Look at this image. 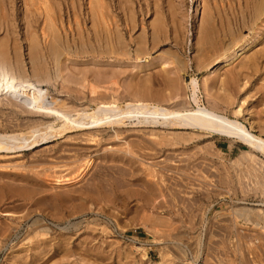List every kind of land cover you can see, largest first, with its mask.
I'll return each instance as SVG.
<instances>
[{
    "label": "rangeland",
    "instance_id": "rangeland-1",
    "mask_svg": "<svg viewBox=\"0 0 264 264\" xmlns=\"http://www.w3.org/2000/svg\"><path fill=\"white\" fill-rule=\"evenodd\" d=\"M87 1L0 0V61L13 65L0 67V133L54 121L40 106L89 111L111 92L119 103L140 95L193 108L194 77L200 105L264 138L256 0H101L105 23ZM51 19L70 49L59 64L41 34ZM243 44L208 74L216 57ZM16 67L30 83L13 79ZM135 122L0 151V165L18 166L0 169V264H264V155L197 130Z\"/></svg>",
    "mask_w": 264,
    "mask_h": 264
},
{
    "label": "bare ground",
    "instance_id": "bare-ground-1",
    "mask_svg": "<svg viewBox=\"0 0 264 264\" xmlns=\"http://www.w3.org/2000/svg\"><path fill=\"white\" fill-rule=\"evenodd\" d=\"M37 1V0H36ZM49 1V0H48ZM27 2V1H26ZM71 2V1H70ZM34 4V3H33ZM42 4V3H40ZM91 10V12H100V16L102 17V22L105 23L104 20V15L101 12L103 10V4L101 0H88L86 3ZM38 5V4H37ZM52 5V4H50ZM42 6V5H41ZM33 7V6H32ZM36 7V6H34ZM40 8V7H37ZM56 8V7H55ZM88 9V8H87ZM262 9H264V0H256L254 6H253V11L257 14L259 13ZM32 10V9H31ZM52 10V8H51ZM50 10V11H51ZM74 10V9H73ZM71 10V11H73ZM86 10V9H85ZM59 12V11H58ZM67 12V11H66ZM57 13V12H56ZM73 13V12H72ZM106 13V12H105ZM112 13V12H111ZM43 15V14H42ZM57 15V14H56ZM75 15V14H74ZM77 15V14H76ZM87 15V14H86ZM109 15V14H108ZM62 16V15H60ZM59 16V17H60ZM255 16V15H254ZM50 17V16H49ZM57 17V18H59ZM107 17V16H105ZM113 18V16H111ZM51 18V17H50ZM204 16V20H205ZM73 19V18H72ZM77 19V18H76ZM96 19V18H95ZM207 19V18H206ZM101 20V19H100ZM209 20V19H208ZM49 21V20H48ZM108 21V19H107ZM112 21V19H111ZM45 22V21H44ZM61 22V21H60ZM77 22V21H76ZM74 23V21H73ZM109 23V22H108ZM96 24V23H95ZM93 24V25H95ZM98 24V23H97ZM79 25V24H78ZM99 25V24H98ZM109 25V24H108ZM205 25V24H204ZM70 26V25H69ZM106 26V24H105ZM41 27V26H40ZM96 27V26H95ZM110 27V26H109ZM54 24V20L51 19L50 23H48L47 26L44 25L41 29V34L42 37H44L43 40L47 42V46L50 50V54L53 56V59L55 60L56 63H60V58L63 56V53L68 52L69 45H62L60 39L58 37V34L56 31H58ZM69 28V27H68ZM71 28V27H70ZM80 28V27H79ZM32 30V29H31ZM63 30V29H62ZM65 30V29H64ZM81 30V29H80ZM96 30V29H95ZM100 30V29H99ZM203 30V29H202ZM30 31V30H29ZM66 31V30H65ZM107 31V28H106ZM110 31V30H109ZM37 32V31H35ZM60 32V30H59ZM40 33V32H39ZM66 33V32H65ZM74 33V32H73ZM89 33V32H88ZM96 33V32H95ZM207 33V32H206ZM28 34V33H27ZM99 34V33H98ZM103 34V33H102ZM110 34V33H109ZM203 34V33H202ZM35 35V34H34ZM208 35V34H207ZM67 36V35H66ZM81 36V35H80ZM108 38L110 37L108 35ZM204 36V35H203ZM201 35V37H203ZM7 37V36H6ZM37 37V36H36ZM62 37V36H61ZM87 37V36H86ZM106 37V36H105ZM104 37V38H105ZM39 38V37H38ZM65 38V37H64ZM88 40L91 41L90 38H87ZM98 39V38H97ZM111 39V38H110ZM205 39V38H204ZM36 40V39H35ZM70 40V39H69ZM81 41V39H79ZM83 40V39H82ZM39 41V40H38ZM65 41V40H64ZM99 41V40H98ZM109 41V40H108ZM244 41V40H243ZM85 43V41H83ZM100 42V41H99ZM112 42V41H111ZM203 42V41H202ZM38 43V42H37ZM66 43V42H65ZM82 43V42H80ZM110 43V42H109ZM73 44V43H72ZM86 44V43H85ZM107 44V43H106ZM9 45V43H8ZM75 45V43H74ZM89 45V44H88ZM92 45V44H91ZM4 46V45H3ZM37 46V44H36ZM41 46V45H40ZM79 46V44H78ZM84 46V45H83ZM94 46V45H92ZM110 46V44H109ZM247 46V44L239 45L235 47L233 50H231L228 54H222L220 57H216V59L209 64L207 71L208 74H212V72L220 67L224 66L226 64H229L231 60L237 59L242 53L243 48ZM1 47V46H0ZM34 47V46H33ZM74 48V46H72ZM80 47V46H79ZM82 47V46H81ZM86 47V46H85ZM112 47V46H111ZM110 47V48H111ZM6 48V47H5ZM36 48V47H34ZM39 48V47H38ZM84 48V47H83ZM8 51V48H6ZM16 49V48H14ZM31 49V47H30ZM33 49V48H32ZM47 49V48H46ZM45 49V51H47ZM76 49V48H75ZM82 49V48H81ZM89 49V48H87ZM96 49V48H95ZM101 49V48H100ZM113 49V48H112ZM36 50V49H35ZM72 50V49H71ZM84 50V49H83ZM91 50V49H90ZM99 50V49H98ZM17 51V50H16ZM40 51V50H39ZM79 51V50H78ZM3 50L0 49V56L3 55ZM43 52V49H42ZM71 52V51H70ZM69 52V53H70ZM111 52V51H109ZM113 52V51H112ZM15 53V52H14ZM38 53V52H37ZM40 53V52H39ZM85 54V53H84ZM105 54V53H104ZM9 55V54H7ZM16 55V54H15ZM31 55V54H30ZM67 55V54H65ZM6 56V55H5ZM38 56V54H37ZM36 56V57H37ZM42 56V55H41ZM18 57V56H17ZM29 57V56H28ZM33 56H31L32 58ZM10 58V57H9ZM35 58V56H34ZM38 58V57H37ZM15 60V58H14ZM32 60V59H31ZM18 61V60H16ZM21 61V60H20ZM10 62V61H9ZM14 62V61H12ZM11 62V63H12ZM8 62H5V58L1 59L0 61V67H5L7 66L8 69ZM10 63V64H11ZM22 63V62H21ZM19 63V64H21ZM18 64V63H17ZM33 64V63H32ZM55 64V63H54ZM16 65V64H15ZM40 65V64H39ZM44 65V64H43ZM13 66V65H12ZM12 66L9 65L10 71H12ZM23 66V64L21 65ZM36 66V65H35ZM58 66V65H57ZM61 66V65H60ZM215 66V68H213ZM12 67V68H11ZM30 68V67H29ZM37 69V67H35ZM18 69V75L13 77V79L19 83V85H25L27 83H30L28 77L26 76V70H21V68L16 67ZM24 69V68H23ZM60 69V68H59ZM32 70V69H31ZM47 70V69H46ZM38 71V70H37ZM55 71V70H54ZM28 75V74H27ZM34 75L37 76L39 75L38 72H34ZM57 75H60L57 74ZM55 75V76H57ZM48 76V75H47ZM49 77V76H48ZM59 77V76H58ZM89 80V79H88ZM42 82V81H40ZM17 83V82H16ZM91 83V82H90ZM9 84V83H8ZM89 84V83H88ZM88 86V85H87ZM188 87L191 92V101L194 102L195 106L193 108H187V109H182V110H176V109H171L169 106L164 107L162 105L150 103L148 100L146 101L144 98L140 97H135L133 99H129L124 101L123 103H119L117 101V97L112 93L109 94L110 98L108 101H98L99 104L97 105L96 108L91 109L88 111L86 107H80L79 109L72 110L73 112L56 108L54 105H44L40 106L36 109V112H38L41 115L53 113L54 114V121L50 122H40L39 124L33 125L30 130L28 131H22V132H8V133H0V151H8L10 153H15L20 152L23 150H29L32 149L33 147L37 145H41L43 143H48L51 142L52 139H55L56 137L59 138V136H67V134L81 130L84 132V130H98V129H104L107 127H120L124 125L128 120H135L137 124H145V125H150V126H155V125H160L162 127H176L179 129H190V130H197L199 132H202L204 135L208 136H220L224 137L226 139H229L231 142H240L242 145H244L248 150L253 151L255 153H260L262 156L264 155V138L259 136L258 134L253 133L248 127H246L243 123H241L238 119L236 118H231L226 116L225 114L218 113L216 110L202 106L198 103L197 99V90H198V82L196 78L192 77L190 79V82L188 84ZM93 88V87H92ZM85 89V88H84ZM133 89V88H132ZM93 90V89H92ZM112 90V89H111ZM30 91V90H29ZM90 91V90H89ZM95 91V88H94ZM105 91V90H104ZM107 91V90H106ZM146 91V90H144ZM143 91V92H144ZM44 92V91H43ZM105 93V92H104ZM25 94H27L25 92ZM29 94V93H28ZM35 94V93H34ZM39 94V93H37ZM24 95V94H23ZM33 95V94H32ZM85 95V94H84ZM91 95V94H90ZM100 95V94H99ZM107 95V94H106ZM18 96V95H17ZM27 96V95H26ZM94 98L96 96L92 95ZM143 96V95H142ZM48 97V96H47ZM17 98V97H16ZM117 98V99H116ZM151 98V97H150ZM27 99V98H26ZM29 99V98H28ZM106 99V98H105ZM81 100V99H80ZM89 100L90 97H89ZM102 100V97H101ZM125 100V98H124ZM25 101V100H24ZM48 101V100H47ZM52 101V100H50ZM46 102V101H45ZM91 102V101H90ZM152 102V101H151ZM43 104V103H41ZM49 104V103H48ZM96 104V103H95ZM26 105V104H25ZM67 105V104H66ZM65 105V106H66ZM69 105V104H68ZM88 105V104H87ZM74 106V104H73ZM77 106V105H76ZM33 107V106H32ZM79 107V106H78ZM34 108V107H33ZM69 108V107H68ZM74 108V107H73ZM76 108V107H75ZM91 108V107H90ZM33 111V109H32ZM17 125V124H16ZM20 125V124H19ZM18 126V125H17ZM22 126H27V125H22ZM159 126V127H160ZM2 127V126H1ZM113 128V127H112ZM4 129V128H3ZM18 129V128H16ZM7 130V129H6ZM78 132V131H77ZM76 132V133H77ZM102 132V130H101ZM153 132V131H152ZM75 134V133H74ZM105 134V133H104ZM73 135V134H72ZM92 133H88L84 135L86 138L84 140H90L91 139ZM63 137V138H64ZM71 137V136H70ZM75 137V136H74ZM99 137V136H98ZM163 137V136H162ZM165 137V136H164ZM184 137V136H183ZM93 138V137H92ZM189 138V137H188ZM61 139V138H60ZM69 139V138H68ZM78 139V138H76ZM70 141H72L70 139ZM167 143V142H166ZM66 144V143H65ZM158 144V143H157ZM67 145V144H66ZM65 145V146H66ZM70 145V144H69ZM75 145V144H72ZM78 146V145H77ZM106 149V148H105ZM144 150V149H143ZM3 153V152H2ZM21 154V153H20ZM54 161V160H53ZM19 162V161H18ZM17 162V163H18ZM86 163V162H85ZM3 164V163H2ZM64 164V163H63ZM83 164V163H82ZM81 164V165H82ZM80 165V164H79ZM80 165V166H81ZM85 165V164H84ZM17 164H11V165H0V169H6L8 168H17ZM81 167H79L80 169ZM147 169V168H146ZM27 170V169H26ZM5 171V170H4ZM90 171V170H89ZM36 172V171H35ZM49 172V171H48ZM37 173V172H36ZM79 173V172H78ZM35 174V173H34ZM38 174V173H37ZM44 174V173H42ZM41 174V175H42ZM58 174V173H57ZM60 174V173H59ZM74 174V173H73ZM3 175V174H2ZM0 175V177L2 176ZM8 174L5 173L4 176ZM14 175V174H12ZM20 175V174H19ZM25 175V174H24ZM52 175V174H51ZM10 176V175H9ZM17 177L18 175H14ZM39 176V175H38ZM44 176V175H43ZM12 177V176H10ZM19 177V176H18ZM17 177V179H19ZM25 177V176H21ZM58 177V176H57ZM14 178V177H12ZM42 178V177H41ZM27 179V176H26ZM47 179V177H46ZM12 180V179H11ZM15 180V179H14ZM21 180V179H19ZM25 180V179H23ZM22 180V181H23ZM52 180V178H51ZM55 180V179H54ZM63 180V179H62ZM59 182V181H57ZM172 185V184H171ZM244 209L238 213L237 215L243 216L244 214ZM255 210V209H254ZM245 211H250L249 209H246ZM243 212V213H242ZM263 212V211H262ZM235 213V214H236ZM246 213V212H245ZM145 214V213H144ZM257 215V214H256ZM158 216V215H157ZM251 217V215H250ZM253 217V216H252ZM261 217V216H260ZM155 218V217H154ZM259 218V217H258ZM254 220V219H253ZM259 220V219H257ZM146 225V224H145ZM153 226V225H152ZM42 228V227H41ZM146 228V227H145ZM44 230V229H43ZM151 230V229H150ZM40 233V232H39ZM46 234V233H45ZM44 234V235H45ZM9 236V235H8ZM2 243V241L0 240ZM176 242V241H175ZM142 251H144L142 249ZM147 252V251H146ZM163 254V252H162ZM143 255V256H142ZM142 257L146 256V253H142ZM146 258V257H145ZM201 264V263H200Z\"/></svg>",
    "mask_w": 264,
    "mask_h": 264
}]
</instances>
